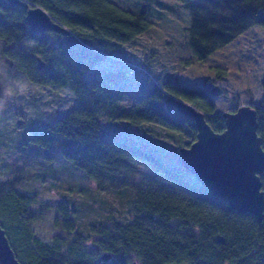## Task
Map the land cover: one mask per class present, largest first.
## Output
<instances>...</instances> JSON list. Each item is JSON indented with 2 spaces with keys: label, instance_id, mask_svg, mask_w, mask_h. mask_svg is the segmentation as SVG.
<instances>
[{
  "label": "trees",
  "instance_id": "obj_1",
  "mask_svg": "<svg viewBox=\"0 0 264 264\" xmlns=\"http://www.w3.org/2000/svg\"><path fill=\"white\" fill-rule=\"evenodd\" d=\"M28 1L41 6L70 32L35 33L25 21L24 8L0 0V41L15 44L12 51H1L13 62L11 67L6 65L34 83L68 86L78 102L31 141L54 147L99 189L124 199L125 207L122 213H108L90 232L74 225L73 217H66L67 208H74L61 202L57 212L62 218L55 211L54 225L61 224L71 235L45 241L32 227L40 217L30 208L34 201L20 189L29 177L15 171L0 180V225L16 258L24 264H264V217L257 221L211 195L181 165L179 147L174 151L176 159H168L129 139L102 135L101 119L126 130L127 124L115 121L138 127L157 124L173 137L190 134L193 140L182 143L189 146L196 129L191 119L172 106L173 98L204 112L215 132L225 129V119L215 110V97L204 86L168 82L153 87L125 109L117 101L126 94L118 83L121 72L106 70L86 79L95 65L150 29V6L142 4L132 10L116 0ZM177 1L188 13L185 44L197 60L206 59L251 27L264 29V0ZM37 56L43 62L41 69ZM259 84L262 97L249 104L257 111V134L264 149V73ZM3 99L0 92V108ZM25 125L38 131L32 119ZM260 178L264 190V172ZM104 253L111 255L108 261L100 260Z\"/></svg>",
  "mask_w": 264,
  "mask_h": 264
},
{
  "label": "rangeland",
  "instance_id": "obj_2",
  "mask_svg": "<svg viewBox=\"0 0 264 264\" xmlns=\"http://www.w3.org/2000/svg\"><path fill=\"white\" fill-rule=\"evenodd\" d=\"M116 1L132 10L148 4L152 26L134 41L124 44L120 51L108 55L85 77L100 76L106 70L121 72L123 77L118 83L126 94L117 101L125 109L137 103L153 87L161 88L168 82L205 88L209 81L220 85L224 92L214 96V100L216 113L221 114L261 99L263 28L251 27L206 59L197 60L185 44L183 27L188 24V13L177 0ZM5 46L0 41V56ZM8 67L0 60V92L5 97L0 108V180L11 177L18 170L28 175L20 189L33 199L30 208L36 215L40 214L32 224L34 234L45 241L56 235H71L62 229L61 224L59 227L54 225L55 211L62 218L57 212L61 202L74 208H67L66 217H73L74 225L90 232L108 213L124 212V199L99 189L82 171L62 159L54 147H41L31 141L34 134L53 126L57 118L77 105L71 89L34 83L22 72ZM217 72L221 75L217 76ZM16 117L24 118L26 122L34 120L38 131L24 128L25 124H16ZM101 120L104 137L129 139L168 159H176L175 148L193 140L190 134L170 136L173 134L157 124L138 127L126 121H115L121 126L127 124L126 130L113 122ZM173 164L176 166L177 162Z\"/></svg>",
  "mask_w": 264,
  "mask_h": 264
},
{
  "label": "water",
  "instance_id": "obj_3",
  "mask_svg": "<svg viewBox=\"0 0 264 264\" xmlns=\"http://www.w3.org/2000/svg\"><path fill=\"white\" fill-rule=\"evenodd\" d=\"M10 4L25 9V21L35 33L54 31L62 34L69 29L52 17L41 6L28 0H7ZM14 42L5 46L11 50ZM9 67V57L3 59ZM38 68L43 67L39 56ZM206 89L212 96L223 94L224 89L209 81ZM176 111L193 121L196 129L195 140L189 146L179 148L181 165L193 174L211 195L226 202L232 210L250 213L257 221L264 217V190L261 173L264 172V149L257 134V111L250 104H241L234 110L223 112L225 129L215 132L208 124L205 113L180 98H173ZM22 121L18 120L19 125ZM111 255L104 253L101 261H108ZM0 264H24L12 250L4 228L0 225ZM136 264V263H133Z\"/></svg>",
  "mask_w": 264,
  "mask_h": 264
},
{
  "label": "flooded vegetation",
  "instance_id": "obj_4",
  "mask_svg": "<svg viewBox=\"0 0 264 264\" xmlns=\"http://www.w3.org/2000/svg\"><path fill=\"white\" fill-rule=\"evenodd\" d=\"M12 50H13V49H11L10 51H12ZM5 57H8V56H7L6 54H1V56H0V58H1L2 61H3V59H4ZM18 120H21V121H22L19 125H24V124H26V120H25L24 118L16 117V118H15V122L17 123Z\"/></svg>",
  "mask_w": 264,
  "mask_h": 264
}]
</instances>
